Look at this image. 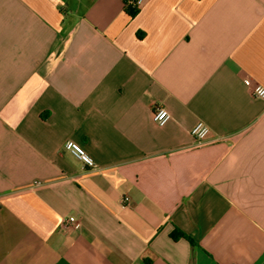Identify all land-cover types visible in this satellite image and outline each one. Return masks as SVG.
Returning <instances> with one entry per match:
<instances>
[{
    "label": "crops",
    "instance_id": "obj_1",
    "mask_svg": "<svg viewBox=\"0 0 264 264\" xmlns=\"http://www.w3.org/2000/svg\"><path fill=\"white\" fill-rule=\"evenodd\" d=\"M255 85L264 0H0V264H264Z\"/></svg>",
    "mask_w": 264,
    "mask_h": 264
},
{
    "label": "built area",
    "instance_id": "obj_2",
    "mask_svg": "<svg viewBox=\"0 0 264 264\" xmlns=\"http://www.w3.org/2000/svg\"><path fill=\"white\" fill-rule=\"evenodd\" d=\"M127 10H138L139 7L145 2V0H123ZM249 79H245V83L249 84ZM252 95L256 98L264 100V87L261 85H255L252 87ZM171 115L165 107H157L153 112V119L158 125H164ZM191 134L197 143H202L210 134V128L203 121L197 122L191 130ZM64 148L76 159L80 160L87 167L95 168L96 164L94 159L86 152V150L78 143L73 141H67ZM124 202L128 204L129 198L126 197ZM65 225L78 226V222L74 217H70L64 221Z\"/></svg>",
    "mask_w": 264,
    "mask_h": 264
},
{
    "label": "trees",
    "instance_id": "obj_3",
    "mask_svg": "<svg viewBox=\"0 0 264 264\" xmlns=\"http://www.w3.org/2000/svg\"><path fill=\"white\" fill-rule=\"evenodd\" d=\"M128 12L130 13V15L134 16L137 13V10L129 9Z\"/></svg>",
    "mask_w": 264,
    "mask_h": 264
}]
</instances>
